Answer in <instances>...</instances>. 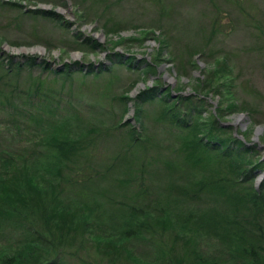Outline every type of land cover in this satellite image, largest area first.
I'll return each instance as SVG.
<instances>
[{
	"label": "rangeland",
	"instance_id": "1",
	"mask_svg": "<svg viewBox=\"0 0 264 264\" xmlns=\"http://www.w3.org/2000/svg\"><path fill=\"white\" fill-rule=\"evenodd\" d=\"M2 1L0 89L32 115L25 119L11 106L0 110V143L32 147L43 133L32 117L40 106L55 109L50 119L84 135L78 140L79 157L64 168L65 175L105 172L78 186L97 198L106 213L103 221L127 215L132 203L148 211L169 195L170 184L191 187L225 169L207 159L193 165L186 151L190 137L161 120L160 99L138 97L151 88L205 97L203 120L218 114L221 125L229 127L219 134L254 145L264 160V0H11L14 6ZM35 8L53 11L58 19L29 12ZM32 58L33 64H25ZM131 124L139 138L135 145L127 133ZM143 161L151 195L134 201L135 174ZM263 181L264 169L256 170L255 186L261 188ZM196 202L202 211L216 206L205 197ZM150 222L147 230H157L156 221ZM260 228L255 235L264 248V220ZM159 232L165 235L129 245L141 264H159L156 247L170 245L166 231ZM201 241L207 254L224 247L212 237ZM53 264L136 261L88 244L75 257L66 254Z\"/></svg>",
	"mask_w": 264,
	"mask_h": 264
},
{
	"label": "trees",
	"instance_id": "2",
	"mask_svg": "<svg viewBox=\"0 0 264 264\" xmlns=\"http://www.w3.org/2000/svg\"><path fill=\"white\" fill-rule=\"evenodd\" d=\"M2 4L14 6L17 2L3 0ZM29 12L57 18L55 12L40 8ZM33 58L25 64H33ZM161 92L159 87L151 88L138 97L142 101L160 99L161 120L174 131L185 132L184 137H190L186 151L193 165L207 159L225 167L217 178L204 175L191 187L170 184L169 195L160 197V204L155 201L154 208L147 211L137 208L136 203L128 204L124 213L127 215L103 221L106 213L102 214L97 198L78 186L92 183L105 172L92 170L81 177L65 175L64 168L79 157L78 140L84 135L73 133L66 123L50 119L48 116L55 109L40 106L41 112H36L32 121L38 129L43 128V133L39 138L35 136L34 142L30 140L32 147L17 149L0 143V264H53L66 254L75 257L77 250L88 244L141 264L129 245L165 235L161 230L166 231L171 243L156 247L155 259L159 264H171L167 260L173 264H264L262 239L255 235L264 220V181L262 189L254 183L255 171L264 169L259 150L237 137L219 134L229 127L221 125L218 114L211 112L210 119L204 121L203 112L208 104L205 97L180 93L174 96L172 90ZM5 93L0 89V110L11 106L25 119L32 115L15 106L16 97ZM27 103L32 107L31 99ZM218 111L221 115L219 108ZM131 125L127 133L135 145L139 138ZM19 135L20 132L13 136ZM144 162L139 174H135L138 189L133 194L134 201L151 195L150 184L143 177L147 169ZM202 197L216 206L199 210L194 205ZM148 219L156 221L157 230L162 229L148 231ZM209 237L224 247L207 254L201 239ZM74 247L76 250L72 251ZM209 255L213 258L207 259Z\"/></svg>",
	"mask_w": 264,
	"mask_h": 264
},
{
	"label": "bare ground",
	"instance_id": "3",
	"mask_svg": "<svg viewBox=\"0 0 264 264\" xmlns=\"http://www.w3.org/2000/svg\"><path fill=\"white\" fill-rule=\"evenodd\" d=\"M62 11L65 12L66 10H65V9H62ZM60 12H61V11H60ZM36 50L41 51L42 49L38 48V49H36ZM259 130H260V128H259Z\"/></svg>",
	"mask_w": 264,
	"mask_h": 264
}]
</instances>
